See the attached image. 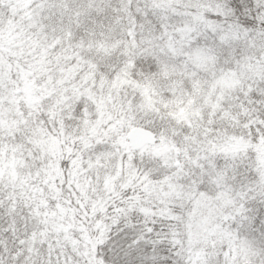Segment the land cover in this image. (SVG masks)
Wrapping results in <instances>:
<instances>
[{
    "label": "snow or ice",
    "instance_id": "obj_1",
    "mask_svg": "<svg viewBox=\"0 0 264 264\" xmlns=\"http://www.w3.org/2000/svg\"><path fill=\"white\" fill-rule=\"evenodd\" d=\"M0 264H264V0H0Z\"/></svg>",
    "mask_w": 264,
    "mask_h": 264
}]
</instances>
